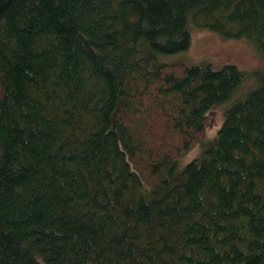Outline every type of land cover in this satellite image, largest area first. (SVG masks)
<instances>
[{
    "label": "trees",
    "instance_id": "trees-1",
    "mask_svg": "<svg viewBox=\"0 0 264 264\" xmlns=\"http://www.w3.org/2000/svg\"><path fill=\"white\" fill-rule=\"evenodd\" d=\"M191 25L264 59V0H0V264H264V84Z\"/></svg>",
    "mask_w": 264,
    "mask_h": 264
},
{
    "label": "rangeland",
    "instance_id": "rangeland-1",
    "mask_svg": "<svg viewBox=\"0 0 264 264\" xmlns=\"http://www.w3.org/2000/svg\"><path fill=\"white\" fill-rule=\"evenodd\" d=\"M190 32L192 41L189 49L175 54L161 55L160 60L168 64L184 63L188 66L210 63L215 70L221 69L226 64L236 65L244 72V83H246L234 99H242L264 84V59L247 39H227L216 32L194 25L190 26ZM228 106L230 104L222 105L208 115L209 123L203 141L177 158L179 172L186 164L200 158L203 146L216 138ZM157 133L162 136V132H157L155 129V136L152 138L154 145H156ZM144 138L146 139V135ZM164 138L165 141L169 140L166 136Z\"/></svg>",
    "mask_w": 264,
    "mask_h": 264
}]
</instances>
